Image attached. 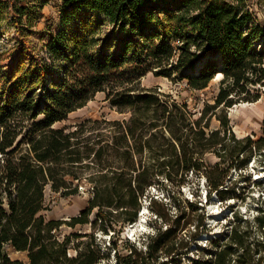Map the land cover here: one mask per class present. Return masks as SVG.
Listing matches in <instances>:
<instances>
[{
	"label": "trees",
	"instance_id": "trees-1",
	"mask_svg": "<svg viewBox=\"0 0 264 264\" xmlns=\"http://www.w3.org/2000/svg\"><path fill=\"white\" fill-rule=\"evenodd\" d=\"M13 7L22 37L7 69L0 66V264H262L264 210L254 218L260 243L252 245V226L233 212L236 222L189 257L206 225L202 214L190 219L196 202L178 196L202 176L206 202L235 198L228 177H242L264 153V118L256 139L237 138L222 115L256 102L264 88V30L247 0H62L54 32L30 31L29 10ZM83 9L101 15L109 31H73ZM27 32L45 41L33 46ZM218 73L213 103L200 110L141 83L152 74L199 91ZM97 94L121 117L56 126ZM212 118L220 128H210ZM208 153L219 161L207 164ZM164 179L168 201L149 198L154 233L139 236L143 248L135 238L121 247L122 228L136 221L151 190H164ZM87 183L92 190L77 215L45 217L47 188L67 198Z\"/></svg>",
	"mask_w": 264,
	"mask_h": 264
},
{
	"label": "rangeland",
	"instance_id": "rangeland-1",
	"mask_svg": "<svg viewBox=\"0 0 264 264\" xmlns=\"http://www.w3.org/2000/svg\"><path fill=\"white\" fill-rule=\"evenodd\" d=\"M0 1V30L2 33L0 39V66H3L2 69L5 70L7 69L6 65H8L12 59L11 52L16 45L15 40L22 37L20 36L17 26L12 23V18L15 15V8L13 6L18 3L21 7H26L29 10L32 21V26L29 28L30 31L41 32V30L46 31V28H49L54 32L59 26L62 0ZM247 6L264 30V0H247ZM26 23L27 22L24 18L25 26L27 25ZM84 26L86 27L83 28ZM70 27L73 31L77 30L81 34L87 29L88 31H95L96 34L100 35L106 33L110 29V26L104 21V18L101 15L87 9L80 10L77 13L73 18ZM41 36V33L32 35L30 32H27L26 36L23 37H26L33 46L39 47L42 41H45ZM263 44L264 38L259 42L258 48H262ZM219 81L220 80L215 81L213 78L205 89L199 91L187 89L185 81L173 82L166 78L154 77L152 74H148L144 77L141 83L143 86L147 87L158 86L159 91L171 94L178 101L185 99L192 107L195 106L200 110L204 103H213L214 96L218 92ZM260 89V99L256 101V104L247 107V110H241L240 108L234 109V105L231 108L222 109V115H225L229 120V127L237 138L251 135L253 139H256L261 134V122L264 118V88L260 87ZM103 98V94H97L93 100L86 104L85 107L71 113L66 121L58 123L56 126L75 125L85 118H120L121 115H119L114 109H111ZM210 128H220V124L215 118H212ZM235 129H238V134L234 132ZM204 158L209 165H213L219 161V159L211 153L206 154ZM261 161L264 163V153H262L260 157L257 156L256 162L252 165L250 164L242 177L237 172H232L228 177L227 183H236V192H234L235 198L220 201L215 195H212L211 199L206 202V185L204 177L202 176L197 180L192 178L180 188L179 197L184 200L188 199L193 203L196 202L198 205L197 210L192 211L189 209L187 211L190 219L196 220L200 214H202L204 215V223L206 225L205 229H201V227L199 228L198 236L194 242L195 244L191 246L192 251L187 254L189 257H192V255L195 254L196 247L204 248L206 245L208 246L206 243L208 238L201 240L200 238L202 235L208 233L209 237H214L222 233V230H226L228 221H231L232 224L236 222L232 215L233 212H236L243 220H247L249 226H252L254 231L250 235L252 245L255 243L258 244L262 241L261 233L255 228L256 225L254 222L255 216L262 214V210H264V166L259 164ZM257 175L260 179L256 178ZM162 182H164V188L161 187V189L164 190H151L148 196L142 201V212L140 211L138 214V216L141 215V225L133 232H129V228L127 227L128 223L122 228L120 233L121 241L118 243L121 247L126 246L127 239L133 241L135 238L136 243L140 242V247L143 248L144 245H142L141 242L144 239L141 238V241L138 240L139 236H142L143 234L145 236L147 233L152 235V233H154L155 229L153 228V225L150 224V221L154 220V216L148 208V204L150 196L159 197L166 200V202L168 201L166 188L169 189L170 185L165 179L162 180ZM240 189L242 192L237 191ZM91 190L92 188L90 184H83L79 187L80 192L78 195L64 198L58 193L51 192L47 188L46 204L48 205V210L44 212L45 217L48 219H68L71 216L77 215L86 206ZM211 206L214 207L212 210H210ZM216 214H219L220 216L219 218L214 219V215ZM91 218L93 219L94 216H91ZM189 228L191 232H194L195 229L193 230V226H190ZM63 230L65 233L73 231L66 227H64ZM77 231H80L79 228H77ZM99 236L107 245L109 241L108 236L100 233ZM207 246L205 248H208ZM8 254L11 258L25 260V255L23 253H17L12 249H8ZM260 254L264 256V247L261 249ZM111 260L113 263L112 258ZM101 264H111V262H102ZM262 264H264V262Z\"/></svg>",
	"mask_w": 264,
	"mask_h": 264
},
{
	"label": "bare ground",
	"instance_id": "bare-ground-1",
	"mask_svg": "<svg viewBox=\"0 0 264 264\" xmlns=\"http://www.w3.org/2000/svg\"><path fill=\"white\" fill-rule=\"evenodd\" d=\"M221 77H222V74L221 73H218L217 75H216V77H214V80L216 81H218V80H220L221 79ZM254 104H256V102H252V103H250V102H241V103H238V104H235L234 105V109H241V110H247V107H249V106H252V105H254ZM233 109V108H232ZM234 132L236 133V134H238L239 133V131H238V129H235L234 130ZM257 179L259 178L260 179V177L257 175V177H256ZM214 207L213 206H211L210 207V210H212ZM219 214H216V215H214V219H217V218H219ZM140 223H142V219H141V215H139L138 216V218L136 219V221L134 222V223H132V224H128V228H129V232H133L134 230H136V228L138 227V226H140L141 224ZM207 239V238H209V234L208 233H205L204 235H202V237L200 238L201 240H204V239Z\"/></svg>",
	"mask_w": 264,
	"mask_h": 264
},
{
	"label": "water",
	"instance_id": "water-1",
	"mask_svg": "<svg viewBox=\"0 0 264 264\" xmlns=\"http://www.w3.org/2000/svg\"><path fill=\"white\" fill-rule=\"evenodd\" d=\"M142 212V211H141Z\"/></svg>",
	"mask_w": 264,
	"mask_h": 264
}]
</instances>
